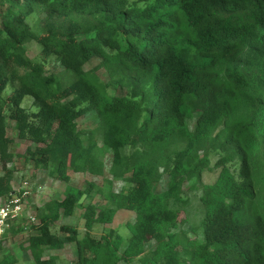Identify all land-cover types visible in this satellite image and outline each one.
Segmentation results:
<instances>
[{
	"label": "trees",
	"instance_id": "16d2710c",
	"mask_svg": "<svg viewBox=\"0 0 264 264\" xmlns=\"http://www.w3.org/2000/svg\"><path fill=\"white\" fill-rule=\"evenodd\" d=\"M36 15L39 29L29 22ZM28 41L40 45L41 61H31ZM47 58L74 78L62 84ZM25 96L36 110L22 106ZM91 111L95 127L80 129ZM7 119L34 144L24 160L66 183L62 198L37 211L25 247L34 264H56L45 249L66 243L74 264H264V0H0V198L14 190ZM108 152L105 188L68 184L71 173L103 176ZM214 168L215 180L201 183ZM192 180L203 215L187 232L171 203L187 204ZM116 181L128 188L116 191ZM96 193L104 205L94 204ZM77 207L85 236L66 224L63 237L52 233ZM119 210L133 213L127 237L89 234Z\"/></svg>",
	"mask_w": 264,
	"mask_h": 264
},
{
	"label": "rangeland",
	"instance_id": "374dc122",
	"mask_svg": "<svg viewBox=\"0 0 264 264\" xmlns=\"http://www.w3.org/2000/svg\"><path fill=\"white\" fill-rule=\"evenodd\" d=\"M130 2L135 0H129ZM8 9L7 5L3 7V13ZM39 15L33 16L29 19L31 25L34 26L35 29H39ZM40 45L35 41H28L26 43L27 54L30 57L32 62H39L42 60V55L40 51ZM97 64V59L91 60L89 63L85 65V69H89ZM46 71L48 73H56L58 77L63 81L62 84H67L70 82L74 76L70 71L65 72L63 67L54 60L53 58H47L45 62ZM98 74L100 75L102 80H107V75L103 71V69L98 70ZM69 75V78H67ZM68 79V80H67ZM10 86L6 88L3 93V96H6L10 91ZM121 93V91H119ZM22 106L28 108L29 110H36L35 107L31 106V97L25 96L22 101ZM197 118V114L194 115L193 118L188 119L187 123L190 129H193L195 126V121ZM7 135L10 139L11 151L16 155L13 162H11L8 167L14 170L12 184L13 187L16 188L20 182L27 178L29 183L32 185L33 192L30 197L29 203L26 205V209L23 214V218L20 219L18 224L14 226H21L22 230L17 232L16 234L7 233L5 239L0 247V260L8 255L14 256L17 259L15 264H34L33 257L29 250L25 247L27 246L28 237L34 233V227L38 225L39 220L37 216L38 209L49 199L58 198L60 199L63 196V190L66 186L65 182L56 180L46 174V171L42 168H36L33 166L32 161L24 160L23 156L28 147H33L34 144L28 139H19L16 136V131L14 129V122L7 119ZM78 127L80 129H91L95 127L96 120L94 116V112L80 117L77 121ZM111 160V153L105 156V172L103 176L94 177L89 174H80V173H71L69 185L76 186L79 188H85L89 181H94L97 186L106 187V183L104 182L105 178H108L109 175L107 173V169L109 167ZM215 157L211 158V166L214 164ZM2 173L1 163H0V174ZM218 174V169L214 168L208 171H204L201 176V183H212ZM194 182V180L186 183L184 196L187 197L188 202L186 205H181L180 203L172 202L171 205L176 208H181V217L186 219L182 221L181 229L189 232L192 227L198 225L199 221L203 215V209L201 203L199 201V196L201 193V186L198 184L195 189L191 190L187 187ZM166 178L164 177L162 181L156 185V190L160 191L165 188ZM42 187L41 191L37 190V187ZM113 187L116 191L121 189L126 190L128 186L121 182L116 181L113 183ZM1 202V200H0ZM87 200L83 199L82 204H86ZM94 204L99 206L104 205L106 202L103 199V195L95 194L93 197ZM29 216L35 217L33 222H29ZM133 218V213L131 211L119 210L115 215L114 221L110 224H97L94 228L89 232L90 235L94 237H99L101 234L107 233L110 229H113L127 237L129 235V231L126 227V222L131 221ZM84 220L82 218V209L77 207L75 212L70 217H64L60 220L54 222L51 225L52 233L63 237L65 233L61 232L59 227L61 225H69L74 226L78 231V236H85L86 230L84 228ZM192 235V233H191ZM193 236V235H192ZM197 237L201 239V233L197 231ZM154 244L149 242L147 244V249L151 248ZM49 255H56L58 259L56 260V264H74L75 262V246L74 243H66L62 249L50 250L45 249L43 254V258H47ZM124 264V263H121ZM133 264V263H132ZM137 264V263H134Z\"/></svg>",
	"mask_w": 264,
	"mask_h": 264
},
{
	"label": "built area",
	"instance_id": "2783aa9c",
	"mask_svg": "<svg viewBox=\"0 0 264 264\" xmlns=\"http://www.w3.org/2000/svg\"><path fill=\"white\" fill-rule=\"evenodd\" d=\"M37 190L41 191L42 187H37ZM32 192V185L25 178L14 188L9 196L0 198V246L10 227L18 224L20 219L24 217L23 214L26 205L30 201ZM34 220L35 217L29 216V222H33Z\"/></svg>",
	"mask_w": 264,
	"mask_h": 264
},
{
	"label": "crops",
	"instance_id": "0c3cea01",
	"mask_svg": "<svg viewBox=\"0 0 264 264\" xmlns=\"http://www.w3.org/2000/svg\"><path fill=\"white\" fill-rule=\"evenodd\" d=\"M63 191H64V190H63ZM62 197H63V196H62ZM62 197H61V198H62Z\"/></svg>",
	"mask_w": 264,
	"mask_h": 264
}]
</instances>
